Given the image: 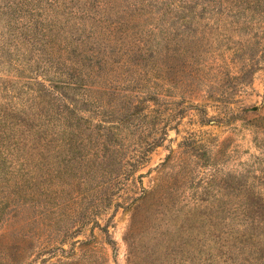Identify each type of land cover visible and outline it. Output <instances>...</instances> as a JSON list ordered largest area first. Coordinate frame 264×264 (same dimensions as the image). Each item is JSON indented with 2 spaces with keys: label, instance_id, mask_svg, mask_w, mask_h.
<instances>
[{
  "label": "rangeland",
  "instance_id": "rangeland-1",
  "mask_svg": "<svg viewBox=\"0 0 264 264\" xmlns=\"http://www.w3.org/2000/svg\"><path fill=\"white\" fill-rule=\"evenodd\" d=\"M0 264H264V0H0Z\"/></svg>",
  "mask_w": 264,
  "mask_h": 264
},
{
  "label": "trees",
  "instance_id": "trees-1",
  "mask_svg": "<svg viewBox=\"0 0 264 264\" xmlns=\"http://www.w3.org/2000/svg\"><path fill=\"white\" fill-rule=\"evenodd\" d=\"M14 3V2H13ZM15 4V3H14ZM16 7H17V9H12V11L14 12H12V11H10L9 13H6V15L8 16V17H10L11 18V20H13L14 19V17H18L17 16V14H20L22 11H24L25 9H24V5H16ZM8 8H9V6H8ZM9 9H11V8H9ZM2 15H5V13H3ZM11 20H9L8 22H9V27H8V30H9V33H10V38H9V40H10V42L9 43H12L14 46H19V44L21 43V42H23V41H28V42H30V41H32V38H31V28H27V30H24V31H19L18 30V32H16L15 31V29H17V27H15V26H13L10 22H11ZM39 20H37L36 18L32 21L33 23H32V28H35V29H39V23H37ZM34 30V29H33ZM38 33V31H36V33L35 34H37ZM7 46H11V45H7ZM9 53V52H8ZM245 216H248V218H251V217H249V215H247V213H246V215ZM247 220V219H246Z\"/></svg>",
  "mask_w": 264,
  "mask_h": 264
}]
</instances>
